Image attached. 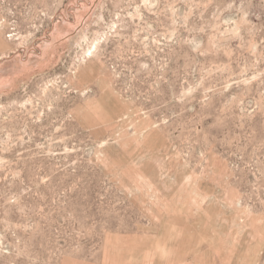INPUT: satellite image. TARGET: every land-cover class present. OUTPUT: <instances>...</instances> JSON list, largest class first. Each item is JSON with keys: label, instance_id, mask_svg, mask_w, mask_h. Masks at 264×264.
<instances>
[{"label": "rangeland", "instance_id": "1", "mask_svg": "<svg viewBox=\"0 0 264 264\" xmlns=\"http://www.w3.org/2000/svg\"><path fill=\"white\" fill-rule=\"evenodd\" d=\"M0 264H264V0H0Z\"/></svg>", "mask_w": 264, "mask_h": 264}]
</instances>
